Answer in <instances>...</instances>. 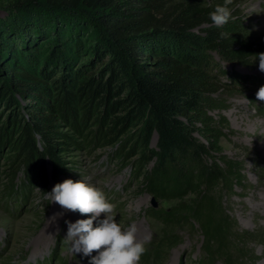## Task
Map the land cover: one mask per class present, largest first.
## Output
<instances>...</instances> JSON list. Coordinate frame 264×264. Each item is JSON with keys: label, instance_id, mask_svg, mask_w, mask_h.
Wrapping results in <instances>:
<instances>
[{"label": "trees", "instance_id": "16d2710c", "mask_svg": "<svg viewBox=\"0 0 264 264\" xmlns=\"http://www.w3.org/2000/svg\"><path fill=\"white\" fill-rule=\"evenodd\" d=\"M237 1L228 5L231 12ZM223 2L0 1V104L12 108L17 99L29 98L34 120L19 123V137L9 143L8 185L13 186L21 168L27 177L35 174L34 180L46 188V166L51 163L58 170L61 164L56 154L63 144L57 138L62 135L56 129L57 116L71 118L78 127L75 118L80 115L83 125L90 119L96 125L88 131L93 133L89 143L99 138L109 145L131 130L142 150L140 189L154 198L170 201L195 191L200 183L215 185L223 180L225 170L233 168L226 162L222 171L215 162L209 169L198 167L197 172L177 168L183 165L179 159L199 161L214 149L199 141L190 125L208 102L209 91L215 90L192 46L202 38L242 63L264 52V38L212 23L209 13ZM108 121L103 132L101 126ZM5 140L2 137L0 143ZM5 196L1 191L0 198ZM198 207L196 203L187 215L199 220L207 241L214 242L215 248H206L207 256L222 254L231 236L229 229ZM171 209L152 212L165 216L167 223L178 221L175 216H181ZM224 252L230 264L233 255Z\"/></svg>", "mask_w": 264, "mask_h": 264}, {"label": "rangeland", "instance_id": "374dc122", "mask_svg": "<svg viewBox=\"0 0 264 264\" xmlns=\"http://www.w3.org/2000/svg\"><path fill=\"white\" fill-rule=\"evenodd\" d=\"M232 17L226 27L237 28L254 39L264 38V0H238ZM192 47L215 90L209 91L205 98L208 102L190 125L195 137L214 149L199 161L179 159L183 165L177 168L197 172L198 167L207 165L209 169L215 162L222 171L226 162L233 168L225 170V178L215 185L200 183L181 198H154L140 189L142 150L131 130L109 145H103L104 139L99 138L89 143L93 133L88 131L96 125L93 119L83 125L80 115L75 118L78 127L73 126L71 118L57 116L56 129L62 134L57 138L63 144L58 145L56 154L61 164L58 170L51 163L46 166V188L34 180L35 174L27 177L21 168L13 186H9L5 164L12 153L9 143L18 139L19 123L34 121L33 106L29 98L17 99L12 108L0 104V139L6 138L0 143V193L6 194L0 198V264H89L87 256L70 250L65 220L91 214L66 210L43 199L54 183L69 177L100 187L116 205L115 218L123 227L136 224L137 239L146 242L140 264H227L224 251L233 255L230 264H264V101L255 96L264 85V72L254 59L248 63L230 59L202 38ZM109 125V121L104 122L102 131ZM196 203L198 210L213 221L219 219L229 229L231 236L222 254L207 256L205 250L208 246L215 248L214 242L207 241L199 220L187 215ZM158 208L165 212L173 208L181 217L167 223L162 219L165 216L152 212Z\"/></svg>", "mask_w": 264, "mask_h": 264}, {"label": "clouds", "instance_id": "9594fccd", "mask_svg": "<svg viewBox=\"0 0 264 264\" xmlns=\"http://www.w3.org/2000/svg\"><path fill=\"white\" fill-rule=\"evenodd\" d=\"M230 3L231 0H224L209 13L215 26L221 27L233 19ZM253 62H258L259 70L264 72V52L257 53ZM255 96L264 101V85ZM43 199L56 202L66 210L91 214L74 221L65 220V237L73 254L87 256L89 264H140L146 251L145 240L137 239L134 222L125 228L117 221L116 205L100 187L69 177L54 183L50 191L44 192ZM93 250H96L94 255Z\"/></svg>", "mask_w": 264, "mask_h": 264}]
</instances>
